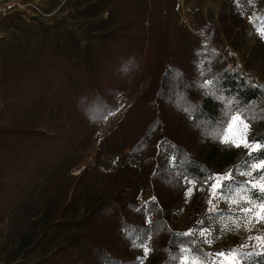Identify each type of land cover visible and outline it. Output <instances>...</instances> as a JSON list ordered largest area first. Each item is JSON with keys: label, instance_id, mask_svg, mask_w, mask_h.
Here are the masks:
<instances>
[{"label": "rangeland", "instance_id": "374dc122", "mask_svg": "<svg viewBox=\"0 0 264 264\" xmlns=\"http://www.w3.org/2000/svg\"><path fill=\"white\" fill-rule=\"evenodd\" d=\"M20 1L25 6L24 15L14 14L0 21V147L9 139L17 144L13 149L6 146L0 150V264H45L59 248L70 246L73 239L88 235L110 237L113 229L104 231L105 225L82 221L89 215V209L114 199L134 175H139L137 203L145 210L147 224L154 221L153 202L157 197L152 178L165 156L160 146L150 166L133 156L132 146L141 128L134 123L136 108L130 115L127 112L138 100L153 93L152 83L161 77V69L155 72L154 63L160 62L162 56L152 53L151 65L139 72L135 81L117 97V109L104 121L91 122L89 116L78 110L77 103L89 82L110 79L100 72L96 61L102 40L126 23L133 27L122 32L130 35H136L138 25L145 19L144 25L148 27L150 5L146 10L142 0ZM161 1L164 5L170 3L171 8L176 2L167 23L165 62L181 66L197 60L206 78L202 86L205 91L210 90L213 60L208 55L204 36L214 28L226 51L218 53L227 65L264 87L261 33L264 12L259 0ZM46 62L51 63L45 67ZM80 67L87 72V79L80 75ZM58 68L63 71L60 80L50 71ZM74 68L76 71L71 72L78 73L72 78L70 70ZM64 72L71 79L64 78ZM78 80H83L82 86L73 87ZM236 115L250 124L242 110H232L229 106L221 113L225 125ZM238 126V122L233 124V131ZM17 129H36L56 136L62 143L59 155L42 169L34 153L47 146L45 140L36 134L26 141L20 140L19 133H12ZM224 129L216 128L212 139L225 144L220 139ZM253 134L250 124L248 138L252 139ZM255 155L202 183L188 181L183 192L173 198L166 227L171 233H191L196 249L190 255L199 256L202 264L213 261L228 264L215 253L240 248L247 237L264 235V224L255 221L249 224L241 211L250 207L242 196L259 195L251 189V183L256 182L253 177L258 173L254 171L253 177L241 174L249 170L250 163H255ZM229 172L232 179L226 183L232 187L225 190L226 198L221 199L219 194L213 198L212 178ZM66 223L71 225L64 230L53 227L57 224L64 227ZM204 229L211 233L208 236L213 241L211 245L199 234ZM171 238L169 232H160L154 238L149 236L145 243L130 247L127 259H133L135 264H166L167 250H172ZM255 243L249 241L250 245ZM145 246L149 250L147 255ZM72 249L76 258L89 256L86 247L74 243ZM179 249L181 254L174 264H182L186 255L183 250L192 248L180 246ZM258 250L251 246L242 249L243 252ZM66 257L56 256V259L69 264ZM258 257L252 256L244 264H256Z\"/></svg>", "mask_w": 264, "mask_h": 264}, {"label": "trees", "instance_id": "16d2710c", "mask_svg": "<svg viewBox=\"0 0 264 264\" xmlns=\"http://www.w3.org/2000/svg\"><path fill=\"white\" fill-rule=\"evenodd\" d=\"M116 1L120 0H114ZM142 1L146 10H149L150 5L148 27L144 25L145 19L138 25L139 30L136 35L122 32L133 27L132 24L127 23L111 34H106L104 41L102 40L101 51L96 55V61L100 72L110 79L89 82L85 90H80L83 93L79 94L77 107L81 113L89 116L91 122L104 121L117 109V97L135 81L139 72H142L147 65H151L152 53L159 55L160 58L162 56L160 62L154 63L155 72L161 69V77L154 82L155 84L152 83V88L155 85L153 93L138 100L127 112L130 115L136 108L137 122L134 123L137 127L139 124L141 128L132 146L133 156L141 158L144 165L149 166L153 163L159 146L165 156L164 161L157 165L156 173L152 178L157 197V201L153 202L155 219L150 224L145 221V210L137 203L139 175H134L128 179L126 188L114 199L89 209V215L82 221V223L98 222L97 224L106 226L104 231L108 228L113 229L114 233L108 238L88 235L73 239L70 246L59 248L49 259H46L45 264H65L56 259V256H67L69 264H135L133 259H127L130 255V247L145 243L147 237L154 238L160 232H169L172 236V250H167L165 262L174 264L181 254L180 246H187L195 251L196 245L190 235L171 233L166 227V218L170 215L173 198L183 192L186 183L190 180L202 183L225 172L233 164L237 166L240 162L252 159L248 155V150L220 144L212 139V132L216 128L226 126L221 117L222 111L229 106L232 110H242L251 124L254 133L252 139L264 142L262 140L264 87L252 83L247 75L244 76L227 65L225 59L218 53L221 50L226 51L216 30L213 28V32L204 36L208 43V55L213 60L210 90L205 91L202 85L205 84L206 78L197 60H191L188 65L176 66L165 62L163 56L165 50L163 47L168 39L167 23L176 2L171 8L170 3L164 5L161 0L157 2L151 0V4L147 0ZM259 1L264 12V0ZM50 63L46 62L44 66H49ZM80 69L81 67L78 70ZM50 71L59 80L61 79L63 73L61 69ZM71 71H76L75 68L70 70L71 77L74 78L78 71L75 73ZM82 72L84 71L81 69L80 75L87 79V72L84 74ZM71 77L65 73L64 78L71 79ZM80 81L83 80H78L72 86L81 87L83 82ZM125 121L128 123L127 120ZM12 133L14 135L19 133L22 137L19 139L23 141H26L31 134H36L45 140L44 145L47 146L38 148L39 150L34 153V158H38V164L42 169L46 168L62 149V143L56 136L36 129H17ZM6 146L13 149L17 144L13 139H9L0 150ZM61 225L57 224L53 227L64 230L71 224L66 223L64 227ZM74 243L80 248L88 249L89 256L86 259L72 255ZM256 264H264V257L259 256Z\"/></svg>", "mask_w": 264, "mask_h": 264}, {"label": "snow or ice", "instance_id": "6c2138e0", "mask_svg": "<svg viewBox=\"0 0 264 264\" xmlns=\"http://www.w3.org/2000/svg\"><path fill=\"white\" fill-rule=\"evenodd\" d=\"M262 35H264V28L261 29ZM238 122V127L233 131V124ZM250 128V124L242 119L239 115L233 116L231 121L225 126V129L222 131L220 136L221 142L225 144H230L233 147L243 148L248 150V155L252 156L253 153H256L253 156V160L255 163H250L248 165L249 170L246 173H241L247 175L249 177H253V172H257L258 174L253 177L256 182L251 183V189H255L259 195L249 196L247 198L241 197L242 200H245L250 207L242 208L241 211L245 214V218L248 223L251 224L255 221L256 224H264V142L256 141L255 139L248 138V130ZM232 133V135H229ZM264 140V138H262ZM215 180V183L211 185V193L213 198L220 195L221 199H225L224 192L226 189H231L232 185L230 183H226V181H231L232 174L226 173L223 176L212 178ZM244 191H250L249 189H244ZM191 194V189H189V195ZM239 195V193H237ZM232 203H238L236 200H232ZM212 201L209 200V204ZM255 209V211H253ZM235 224L236 222L233 221ZM236 227H240L239 224H236ZM227 228V225H225ZM249 230H251L249 228ZM201 237H204V242L209 245L212 244V240L208 239V236H211V233L208 232L207 229L202 230L200 233ZM184 235H191V233H185ZM256 241L255 244H249V241ZM252 247L254 249H259L258 251L252 252H243V248ZM145 255L149 251L147 247L144 248ZM186 255L183 257L182 264H202L199 256L190 255L192 249H184L183 250ZM217 257H222L228 261V264H244L246 260H248L252 256H260L264 257V235H256L254 237H247V240L244 244L240 246V248L236 249H228L226 251H221L215 253ZM213 264H216L213 261Z\"/></svg>", "mask_w": 264, "mask_h": 264}, {"label": "built area", "instance_id": "2783aa9c", "mask_svg": "<svg viewBox=\"0 0 264 264\" xmlns=\"http://www.w3.org/2000/svg\"><path fill=\"white\" fill-rule=\"evenodd\" d=\"M33 7L36 8L35 5ZM24 11L25 6L20 0H0V21L10 18L13 14L24 15Z\"/></svg>", "mask_w": 264, "mask_h": 264}, {"label": "water", "instance_id": "95a60500", "mask_svg": "<svg viewBox=\"0 0 264 264\" xmlns=\"http://www.w3.org/2000/svg\"><path fill=\"white\" fill-rule=\"evenodd\" d=\"M34 20H36L37 22H39V18L38 17H34Z\"/></svg>", "mask_w": 264, "mask_h": 264}]
</instances>
